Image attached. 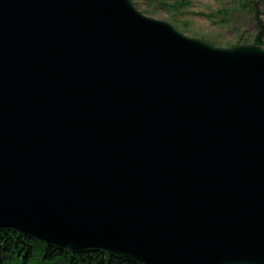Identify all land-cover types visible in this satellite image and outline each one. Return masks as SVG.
<instances>
[{
  "label": "water",
  "instance_id": "1",
  "mask_svg": "<svg viewBox=\"0 0 264 264\" xmlns=\"http://www.w3.org/2000/svg\"><path fill=\"white\" fill-rule=\"evenodd\" d=\"M0 231L133 264H264V48L131 0H0Z\"/></svg>",
  "mask_w": 264,
  "mask_h": 264
},
{
  "label": "rangeland",
  "instance_id": "2",
  "mask_svg": "<svg viewBox=\"0 0 264 264\" xmlns=\"http://www.w3.org/2000/svg\"><path fill=\"white\" fill-rule=\"evenodd\" d=\"M131 1L144 15L172 24L185 36L218 48L255 45L264 29V0ZM256 12L261 25L255 19Z\"/></svg>",
  "mask_w": 264,
  "mask_h": 264
},
{
  "label": "trees",
  "instance_id": "3",
  "mask_svg": "<svg viewBox=\"0 0 264 264\" xmlns=\"http://www.w3.org/2000/svg\"><path fill=\"white\" fill-rule=\"evenodd\" d=\"M255 19L262 24L256 12ZM264 29L256 37L255 45L262 47ZM0 264H133L121 261L105 253L73 255L67 251L49 247L14 232L0 231Z\"/></svg>",
  "mask_w": 264,
  "mask_h": 264
}]
</instances>
